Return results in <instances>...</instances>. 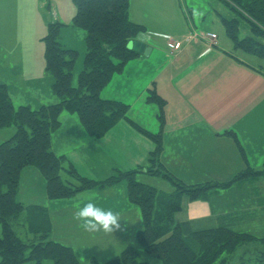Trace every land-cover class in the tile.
<instances>
[{
    "label": "trees",
    "instance_id": "obj_1",
    "mask_svg": "<svg viewBox=\"0 0 264 264\" xmlns=\"http://www.w3.org/2000/svg\"><path fill=\"white\" fill-rule=\"evenodd\" d=\"M221 1L234 13L232 18L219 16L234 48L264 58V0ZM72 3L75 12L71 25L85 31L83 68L76 85L72 82V69L77 52L64 48L58 41L62 24L55 21L48 24L42 41L44 70L52 77L51 91L58 100L37 108L14 106L6 85L0 83V128L15 126L12 136L0 142V264H42L44 260L53 264H80L71 246L45 240L50 229L47 208L17 201L20 174L26 166L38 169L45 182L46 196L52 200L66 199L94 186L126 181L127 198L139 207L141 214L142 228L136 232V242L158 263L138 261V250L129 245L102 264H228L240 246L243 249L236 264H264V228L262 235H258L249 229H236L234 224L250 219L255 210L222 211L225 221L201 229H192L188 221L175 218L182 210L183 198L199 200L212 189L219 191L260 178L264 168L249 167L240 142L231 132L245 166L230 179L187 185L165 169L160 162L161 132L151 133L131 121L125 102L100 96L112 77L139 55L128 43L146 30L130 20V0H72ZM244 25L247 33L239 38L238 32ZM199 40L207 45V39ZM151 94L148 100L164 102L155 92ZM63 110L76 115L84 131L95 139L103 137L120 120L128 121L155 145L146 159L147 165L118 171L103 180L81 175L65 156L51 150V136L61 125L58 116ZM141 172L167 180L174 191L164 192L138 180L137 174ZM25 223L26 232L33 233L37 242L20 234L18 227ZM91 263L98 264L94 259Z\"/></svg>",
    "mask_w": 264,
    "mask_h": 264
},
{
    "label": "rangeland",
    "instance_id": "obj_2",
    "mask_svg": "<svg viewBox=\"0 0 264 264\" xmlns=\"http://www.w3.org/2000/svg\"><path fill=\"white\" fill-rule=\"evenodd\" d=\"M26 1L27 3L24 0H0V4L5 7L4 13H1L0 22L18 21L21 16L22 18L28 17L27 14H22V10H32L26 7L21 8L18 5L29 3L28 5L34 6L35 0H32L33 3L31 0ZM66 1L61 2L58 8L63 6V9H59L60 12L62 14L68 13L71 17L74 6L71 0L68 3ZM151 4L164 9L157 10L156 14L163 13L171 16V12L165 9L162 0H156ZM171 6L176 8L178 12L180 10L183 21L187 23V28L190 27L197 32H204V29L207 28L214 30L218 35L219 44L213 47L192 46L172 59L157 55L154 59L149 61L147 59L146 62L134 65L136 69L140 68L139 76L130 73L131 63L129 60L123 71L124 77L121 78L126 79L129 85H131L130 82L136 84L141 81H149V87L147 91L141 90L139 92L143 96L134 105L133 102L131 104V99L126 102L128 105L130 104L127 114H130L133 109V113L147 125L148 131L155 134L161 130L162 152L160 162L165 169H168L184 184L224 181L244 169L245 164L240 157L231 132L235 133L240 142L249 167L254 170L264 168V58L234 48L232 41L226 37L223 27L218 21L220 15L232 18L234 13L227 10L221 0H174ZM144 13L142 12V14ZM134 15V11H132L131 17ZM11 23L14 26L18 24V22ZM49 23L51 22L43 24L42 38L47 33ZM13 25L11 31H13ZM83 31L81 30V32ZM246 33V26H241L238 37L241 38ZM194 34L195 36L192 38V35L187 33L182 36L179 42L188 43L199 40L197 33L194 32ZM140 36L144 38L142 43L146 46L157 47L154 38L155 40H163V35L156 34L153 36V33L148 32L140 33L135 39H139ZM164 37L167 44L173 43L172 41L175 39L172 36L167 39V35ZM42 38L40 39L44 51ZM84 38L85 36L83 38L82 36L76 37V34L71 31L63 32V28H60L58 41L64 48L77 52L72 69L74 85H76L77 76L83 68ZM8 39L0 37V83L6 84L14 106L31 104V108H37L40 105L52 104L45 103L51 102L49 99L53 94L51 91L52 77L46 74L44 70L43 51L41 54L35 50L30 53V57H38V60L32 58L31 64L34 67L38 65L40 70L38 73H36L37 71L31 72L32 75L26 74V70L22 66V58H16V56H22L26 52L16 50L14 45L8 42ZM62 39L67 41L66 44L62 42ZM186 39L189 41L186 42ZM119 75L115 74L112 79L115 76L119 78ZM151 91L155 92L164 102L159 104L153 100H148V97L152 95ZM53 100L58 99L54 96ZM65 112L63 110L58 118L62 119V114ZM63 127L60 125L57 129ZM14 131L15 126L13 125L1 127L0 142L9 139ZM54 132L51 136V143L55 147L57 145L56 135L59 134L60 130L55 134ZM210 134L218 135L217 141L213 142L212 145ZM195 137L201 138L202 144L199 143L201 140ZM193 140L197 146L194 144L188 146L187 143ZM71 147H73V142L70 143ZM198 160H200L199 166L210 169V171L213 169V172L207 176H201L204 173L198 174L197 176L201 177L199 180L186 179L184 170L191 169L190 166H193L192 164L197 163ZM210 160L214 162L212 165H210ZM236 160L241 163L242 168L233 166ZM137 179L166 192L174 191L173 185L161 177L137 174ZM257 179L235 183L229 188L220 189L218 193L217 191L208 192L205 197L215 213L218 211L229 212L234 209L237 212L255 210L252 217L240 228L249 229L251 232L256 231V234L262 235L260 233L264 228V175ZM21 180V183L19 182L20 189L18 187L16 196L17 201H22L24 205L46 207L50 229L45 240L50 239L71 246L80 264H92V259L96 263L102 264L129 245L138 250V261L158 263L155 259L147 256L136 242V232L142 228L140 209L137 205L135 208L137 215H139V225L134 224L133 211L126 210L124 214L127 216L121 220V230L115 231L113 234L87 233L72 218V207L66 205L72 196L60 199L66 200L64 201L65 204H62L63 201H61L57 203L56 207L51 206V202L58 200L53 201L46 196L44 179L36 167L27 166L22 172ZM119 190L123 191V189ZM124 194L127 195V185L124 187ZM185 201L186 199L183 198L182 208ZM220 223L213 221L204 227H211V225ZM18 229L26 239L38 241L33 233L26 232L27 223ZM242 249V246L238 247L228 264L237 263V256ZM42 264H53V262L44 260Z\"/></svg>",
    "mask_w": 264,
    "mask_h": 264
},
{
    "label": "crops",
    "instance_id": "obj_3",
    "mask_svg": "<svg viewBox=\"0 0 264 264\" xmlns=\"http://www.w3.org/2000/svg\"><path fill=\"white\" fill-rule=\"evenodd\" d=\"M24 1L27 3L26 0ZM65 1L66 0H38V1L35 0L34 6L28 5L29 3L25 5H22L20 3V5H18L19 7L21 8L26 7L27 9L32 10V11L22 10L23 11L22 14H27L28 17L22 18L21 16L20 19H18V21L13 20L8 22L7 21L0 22V37L9 38L8 42H11L16 50H18L19 52L22 51L26 52L22 56H16V58H22V66L23 69L26 70V74L32 75L31 72L37 71L36 73H38V71L40 70V67L38 65L36 67L32 66L31 59L36 58L38 60V57H33V56L30 57V53L33 50H35L38 54H41L43 51V46L40 39L42 38L41 34L43 32L42 31L43 30L42 27L44 26L43 24L54 21L59 22L60 24H62L63 32L71 31L75 33L76 37L78 38L81 36L83 38L85 36V32L84 31L81 32L82 29L73 27L71 25V18L74 15L75 10L71 11L72 12L71 17H69L68 13L62 14L60 12V10L63 9V6H59L58 8V5L61 2L64 3ZM69 1L70 0H67L66 3H68ZM155 1L156 0H130L129 14H128L130 20L143 25L146 30L145 32L153 33V36H155L156 34L172 36L175 37V39H173L174 41H180L182 36L186 35L187 33H190L192 35L194 32H197V31H193V29H191L190 27L187 28V23L183 21V17L180 13V10L178 12L176 8H173L171 6V4L174 3V0H162L165 9L171 12V16L163 13L156 14L157 10H164V9L155 7L154 5L151 4L152 2ZM227 10L229 9L227 8ZM4 11H5V7L2 4H0V19L2 18L1 13H4ZM132 11H134L135 14L133 17H131ZM142 12L145 13L142 14ZM29 13L31 14V16ZM231 13L233 12L231 11ZM11 22H18V24L14 26L13 23ZM12 25L14 26L13 31H11ZM206 32L215 33L214 30L208 28L204 29V32H197V33L204 34ZM162 39L163 40L161 39L155 40V38L153 39L157 47L146 46V44L142 43L144 41V38L142 36L139 39H136V41L139 44H144L145 48L148 47L147 48L148 51L145 53V55H143L144 53H139L138 56L130 60L131 63L130 73L139 76L140 68L136 69L134 65H136L137 63L141 64L144 61L146 62L147 59L148 61L150 59H154L157 55H159L162 58L169 57L172 59L173 57L175 56L177 57V55L181 54L185 49H190L192 46L209 47L208 45L203 44L201 40H197V41H189L188 43H182L181 47L175 50L167 46V40L165 37L162 36ZM217 39H218V35L216 38L215 46L219 44ZM62 42L66 44L67 41H63L62 39ZM80 47H81V40H80ZM70 48L72 47L70 46ZM154 52L155 54L153 55ZM128 63L129 61L124 66L123 70L120 73H118L120 74L119 75L120 77L117 78V76H115L116 78L114 77L112 81H110L108 85L101 91L100 96L103 99L119 100L125 103L128 102L129 99H131L132 100L131 104L133 102L134 105L143 96L139 92L141 90H146V91L148 90L147 88L149 87V83H148L149 81L147 82L141 81L139 83L137 82L136 84L130 82L131 85H129L126 79L121 78L124 75L123 71L125 67L128 65ZM118 87L120 88L118 89ZM53 97L54 95L49 99L51 102H45V103H53V101L56 102V100H53ZM127 115H129L128 118L131 121L135 122L136 124H138V126L148 131L147 125H145L143 121H141V119L138 118L133 113V109L131 110L130 114ZM62 117H61L62 118L61 127L62 126L64 127L62 129L61 128L57 129L54 132L55 134L57 131L60 130L59 134L56 135L57 145L54 147L51 143V150L56 155L65 156L66 159L76 168V170L81 175L87 178L90 179L96 178L95 180H103L117 173L118 171H125L130 169H136L139 166H146L147 165L146 159L148 155L151 152H153L155 148L154 143L150 139H148L142 133L137 131L126 120H120L103 137L95 139L89 136L84 131L76 115L66 111L64 114H62ZM206 135H207V131H206ZM195 138L201 140V138L198 137ZM210 139L212 145L213 142L217 141L218 135L210 134ZM207 141H209L208 138ZM71 142H73V147H71L73 149L69 150L71 149L70 148ZM199 143L202 144V140L199 141ZM187 144L188 146L193 144L197 146L194 140L188 142ZM199 162L200 160H198L197 163L192 164L193 166H190L191 169L184 170L186 173V179L199 180L201 177H198L197 176L198 174L204 173L201 176H207L208 174H210V172H213V169L210 171V169L202 168L201 166H199L200 165ZM210 162H211L210 165L214 163L211 160ZM233 166L236 168H242L241 163H239L237 160L233 163ZM26 167H24L21 171L20 183L22 181L21 180L22 172ZM143 175L151 176L147 173L141 172L140 176ZM218 180H224V179H218ZM20 183H19V189H20ZM125 186H126V182L124 180H121L120 182L112 185L94 186L75 193L72 196V198H70V200L67 201L66 205L72 207V209L74 210V208L77 205L82 206L84 203L88 202L89 200H92V202L96 203L98 206L102 208L111 209L114 212H119L121 214L122 219L127 216L126 214H124L126 210H129V212H131L132 210L135 219L134 224L139 225V219H138L139 215H137L135 204L129 202L127 195L124 194ZM119 189H123V191H120ZM157 189L164 191L159 188ZM215 191L218 192V189L209 192H215ZM61 201L63 200L51 202L52 203L51 206L56 207L58 205L57 203H60ZM64 201L62 204H65ZM221 212L222 211H218L215 213L210 203H208V199L204 197L201 200H194V201L186 200L184 202L182 210L176 214L175 218L180 222L188 221L192 229H201L204 228L206 224L209 223L211 224L213 221L219 223L225 221V217H223V214ZM248 220L249 218L247 220H241V222L237 221L236 223H234L236 229L240 228L242 224L247 222Z\"/></svg>",
    "mask_w": 264,
    "mask_h": 264
},
{
    "label": "clouds",
    "instance_id": "obj_4",
    "mask_svg": "<svg viewBox=\"0 0 264 264\" xmlns=\"http://www.w3.org/2000/svg\"><path fill=\"white\" fill-rule=\"evenodd\" d=\"M72 218L87 233L113 234L121 230V214L105 209L89 200L82 206L77 205L72 211Z\"/></svg>",
    "mask_w": 264,
    "mask_h": 264
},
{
    "label": "built area",
    "instance_id": "obj_5",
    "mask_svg": "<svg viewBox=\"0 0 264 264\" xmlns=\"http://www.w3.org/2000/svg\"><path fill=\"white\" fill-rule=\"evenodd\" d=\"M193 36H195L194 33L192 34V38H193ZM202 37L207 39L210 45L216 44V34L215 33L207 32L204 35H202ZM186 41H188V39H186ZM167 46L168 47L170 46L174 49H177L179 47V42L168 43Z\"/></svg>",
    "mask_w": 264,
    "mask_h": 264
},
{
    "label": "water",
    "instance_id": "obj_6",
    "mask_svg": "<svg viewBox=\"0 0 264 264\" xmlns=\"http://www.w3.org/2000/svg\"><path fill=\"white\" fill-rule=\"evenodd\" d=\"M128 46L138 51L139 53H146L148 51V49L145 48L144 44H139L137 41H130L128 43Z\"/></svg>",
    "mask_w": 264,
    "mask_h": 264
}]
</instances>
